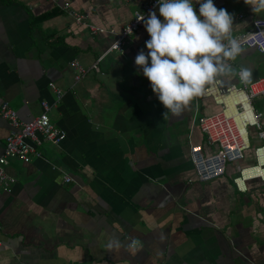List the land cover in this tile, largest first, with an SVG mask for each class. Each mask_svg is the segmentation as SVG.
Masks as SVG:
<instances>
[{"label": "crops", "instance_id": "obj_1", "mask_svg": "<svg viewBox=\"0 0 264 264\" xmlns=\"http://www.w3.org/2000/svg\"><path fill=\"white\" fill-rule=\"evenodd\" d=\"M148 1L0 0V100L23 122L49 102L53 124L66 134L59 146L38 148L31 163L11 159L5 167L15 183L0 190V264H264V183L249 181L246 192L234 183L256 164L260 140L224 176L199 182L190 145L217 151L198 120L220 107L195 96L179 114L166 113L134 64L147 52L144 27L124 54L110 53L99 72L75 80L72 63L89 69L113 41L88 25L120 31ZM66 5L86 16L84 25ZM216 6L233 14L232 37L264 19L253 1ZM227 63L235 72L213 79L226 87L243 86L241 67L251 71L247 85L264 79L256 50ZM10 132L0 116V156ZM249 133L256 138L255 128Z\"/></svg>", "mask_w": 264, "mask_h": 264}, {"label": "built area", "instance_id": "obj_2", "mask_svg": "<svg viewBox=\"0 0 264 264\" xmlns=\"http://www.w3.org/2000/svg\"><path fill=\"white\" fill-rule=\"evenodd\" d=\"M217 1L214 0L215 5ZM242 1L245 3V0ZM252 1L247 0V3ZM157 7L156 0H149L142 9L134 12L132 20L120 31L88 25L93 34L107 33L113 41L106 52L89 69L80 66L78 62L72 63L73 68L77 70L76 82L81 81L90 72H99V65L110 53L124 54L125 45L143 28L140 17L143 15L146 17ZM64 8L76 23L85 24L86 16L72 10L68 5ZM234 38L238 39L241 52L244 49H253L264 54V19H256L249 30ZM50 87L57 93L58 100H60L61 90L54 84H50ZM199 96L203 99H212L220 110L210 116H202L198 120L199 128L207 137L208 145L216 146L218 149L212 153H205L203 146L190 145L189 155L196 179L199 182L219 179L224 176L228 165L243 161L245 153L252 148L249 128H255L256 138L261 142L255 149L256 164L242 168L234 179V183L241 192L247 191L246 183L249 181L264 183V159H258L256 155V150L264 146L263 115L253 106V101L257 97L264 98V79L257 80L250 85L243 83L242 87L236 85L226 87L221 80H213L207 84ZM52 108L49 102L43 101L42 113L30 121L23 122L7 101L0 100V116L11 126L5 151L0 156V190L10 191L15 183L14 179L5 172V167L11 159H19L26 164L31 163L35 157H41L38 148L44 144L59 146L65 140V132L51 120ZM64 179L66 183L72 181V178L67 175Z\"/></svg>", "mask_w": 264, "mask_h": 264}, {"label": "clouds", "instance_id": "obj_3", "mask_svg": "<svg viewBox=\"0 0 264 264\" xmlns=\"http://www.w3.org/2000/svg\"><path fill=\"white\" fill-rule=\"evenodd\" d=\"M156 4V11L140 17L149 38L147 52L139 51L134 64L142 69L166 113L179 114L183 105L202 93L206 83L235 72L227 61L241 53V46L230 35L233 14L217 8L214 0H156ZM252 11H264V0H253ZM237 75L247 84L251 71L241 67ZM256 155L264 159V146Z\"/></svg>", "mask_w": 264, "mask_h": 264}, {"label": "rangeland", "instance_id": "obj_4", "mask_svg": "<svg viewBox=\"0 0 264 264\" xmlns=\"http://www.w3.org/2000/svg\"><path fill=\"white\" fill-rule=\"evenodd\" d=\"M253 105L256 108V110L261 109L264 112V98L262 97H257L254 101H253ZM249 130L251 131V128H249ZM259 143V141L257 140V138H254L251 135V144H252V148H255L257 146V144Z\"/></svg>", "mask_w": 264, "mask_h": 264}, {"label": "trees", "instance_id": "obj_5", "mask_svg": "<svg viewBox=\"0 0 264 264\" xmlns=\"http://www.w3.org/2000/svg\"><path fill=\"white\" fill-rule=\"evenodd\" d=\"M42 19H44V18H42Z\"/></svg>", "mask_w": 264, "mask_h": 264}]
</instances>
